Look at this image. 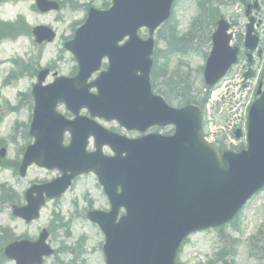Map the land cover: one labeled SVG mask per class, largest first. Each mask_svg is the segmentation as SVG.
<instances>
[{
  "label": "water",
  "instance_id": "1",
  "mask_svg": "<svg viewBox=\"0 0 264 264\" xmlns=\"http://www.w3.org/2000/svg\"><path fill=\"white\" fill-rule=\"evenodd\" d=\"M172 0H115V12L112 8L108 12L94 13L90 19L81 27L75 38L65 46L71 50L79 63V72L75 78H59L55 83L41 87L40 84L44 75L38 77V84L34 86V114L31 124V134L35 136V142L29 146L23 156L20 165L21 174L31 162L38 164H48L47 161L55 162L56 167L71 171L69 176H65L60 181L61 188L56 191L45 193L47 196H58L68 185L74 174L81 173L90 169L95 170L99 175L105 166L100 163L103 161H115L118 170L115 185H122L123 189L130 193L126 187L132 183H143L146 187H151L159 177H166L169 173H191L201 180V187L196 191L198 207L204 208V212L195 216L194 224L196 227L203 225L211 226L218 224L231 217L236 210L244 203V198L260 184L264 183V91L249 109L248 115V149L242 150L239 154L225 151L222 159H217L213 148L208 146L201 136V111L187 105L180 109L168 107L159 96L151 94L148 84V71L151 66L149 56L152 49V39L140 40L135 31L138 27L146 25L150 35L155 27L162 22L169 14ZM38 7L42 10L47 9L46 0H36ZM252 18L246 26L245 46L252 50L256 46V37L251 35ZM217 29L212 35L213 48L207 59L204 79L206 84L212 85L226 71L231 63L235 61L236 48L228 45L230 37L225 31L228 28L223 20L217 23ZM33 34L38 42L43 39L50 40L53 36L49 29L37 27ZM130 36L129 42L123 46H118L125 35ZM115 47V78L112 73L107 74L101 79L105 90L111 89L115 84V96H109L110 102L115 104V116L118 122L130 128L133 120L141 125V130L145 124L152 123H174L176 132L172 137H161L150 135L132 140L133 148L129 150L125 158H120V151L116 152L115 159H106L100 154V146L92 155L84 151L87 136L92 130L79 132L75 129L78 119L67 121L55 112L58 101H64L67 108L77 114L82 106L87 108L89 102H100L101 87L96 82L87 83L86 80L98 68L100 59L107 45ZM100 52V53H99ZM109 58H113L109 55ZM136 60L141 61V69L136 66ZM134 66H129L130 63ZM137 71L141 74L137 75ZM251 73L245 74V77ZM97 86L100 93L98 95L89 94L91 86ZM88 96V97H87ZM87 100V103H86ZM86 103V105H85ZM148 106H151L150 110ZM136 107H140L136 111ZM90 109V108H88ZM91 115H97L91 109ZM146 125V126H147ZM71 133V144L62 147L61 137L64 130ZM95 129L98 128L95 126ZM238 133V132H236ZM238 136V134H237ZM119 139H123L119 137ZM81 140V142H79ZM127 141V140H126ZM148 141V147H144L143 142ZM88 155V163L85 159ZM100 158V159H99ZM103 160V161H102ZM255 171L259 172V181L248 186L241 184L243 177L251 176ZM59 186V187H60ZM162 200L168 202V207L173 209L176 206V189L171 186L165 189ZM108 192L112 202L115 196V211L111 216L116 215L117 207L120 202V195L108 187ZM164 192V191H163ZM41 194V192H40ZM140 193H137L139 196ZM155 195L154 198H160ZM30 198V197H29ZM41 196L37 201L30 202L33 210L15 213L30 219L36 217V209L42 204ZM184 207L175 210L176 214H183ZM100 223L97 218H92ZM191 225L188 231L195 229ZM186 229L181 230L177 236L170 241H163V251L157 250L150 255L148 264H173L172 251L179 244ZM169 234H173V228L169 227ZM43 241V240H41ZM146 247H143L138 255V261L146 257ZM6 254L16 259L18 264H33L37 260V255H28L24 250V244L13 243L6 248ZM108 264H112L111 257L108 256Z\"/></svg>",
  "mask_w": 264,
  "mask_h": 264
},
{
  "label": "rangeland",
  "instance_id": "2",
  "mask_svg": "<svg viewBox=\"0 0 264 264\" xmlns=\"http://www.w3.org/2000/svg\"><path fill=\"white\" fill-rule=\"evenodd\" d=\"M60 1L64 3L58 11L50 10L44 13L33 7L34 0H11L0 5V147L4 146L6 150L4 158H0V182H5L1 187L6 189L0 194V226L11 227L14 234L12 235L9 229L0 231V264H13L2 254L3 248L15 240L16 234L24 232L29 239L35 238L38 231L44 227L50 233L48 239L51 247L57 250L55 257L47 259L45 264H104L102 254H99L96 246L98 242L103 241V235L98 227L85 217L90 208L109 209L107 198L94 174L80 176L58 201H48L41 210L40 217L29 225L12 218L10 214L12 204L23 202L22 190L28 187L30 179L50 180L58 175L56 170L49 171L34 165L28 169L24 178H20L16 172V164L21 159L22 150L32 142V138L28 136L32 98L20 94L30 93L37 71L44 67L50 71L45 82L51 81L53 74L70 75L76 63L72 55L63 48L64 37L69 40V36L85 19V4L101 7L107 0ZM244 9V4L239 0H228L226 5L221 6L223 16L230 23L236 24L234 32L242 31L247 21ZM172 14L173 20L169 27L176 23L178 31L171 32L168 25H165L154 34V40L157 42L154 57L157 72L155 84L157 93L166 101L173 106H180L185 103L183 97L198 101L203 99L198 91L203 87L202 71L210 48L208 39L205 38L193 43H182L180 39L197 15L195 0H175ZM19 15L24 21L17 24ZM37 25L51 28L56 34L55 39L37 44L31 34V28ZM14 32L20 33L11 35ZM146 34L145 29L139 30L141 37ZM166 41H169L173 52H168ZM14 59L19 61L14 64ZM10 74L12 77L4 84L5 77ZM256 86L255 81L248 84V95H253ZM248 98L253 101L254 95ZM210 102L211 98H208L205 105L207 114ZM10 105H16L17 109L11 111ZM58 110L62 114L67 112L61 105ZM84 113L85 110H82L81 114ZM99 122L127 137L138 136L136 132H127L118 127L115 122ZM12 123L17 124L15 131H12ZM153 131L161 134L171 132L170 128ZM64 137L67 143L68 134ZM241 142L242 140L237 144L240 145ZM103 153H109L107 147L103 149ZM66 222L71 223L67 226ZM82 234L90 236L88 244ZM79 235L81 237H78ZM250 239L254 241L251 245ZM90 245H94L95 250L91 249ZM177 255L179 264H222L220 261L223 259L232 264H264V188L248 202L233 226L227 225L221 230H208L190 235Z\"/></svg>",
  "mask_w": 264,
  "mask_h": 264
},
{
  "label": "trees",
  "instance_id": "3",
  "mask_svg": "<svg viewBox=\"0 0 264 264\" xmlns=\"http://www.w3.org/2000/svg\"><path fill=\"white\" fill-rule=\"evenodd\" d=\"M2 1H6V0H0V2H2ZM8 1H11V0H8ZM17 33H18V32H17ZM13 35H16V33H13ZM185 38H186V37H183V38H180V39H181L182 42H184V41H185ZM183 100H185V101L187 102V101L190 100V98H188V97H183Z\"/></svg>",
  "mask_w": 264,
  "mask_h": 264
},
{
  "label": "flooded vegetation",
  "instance_id": "4",
  "mask_svg": "<svg viewBox=\"0 0 264 264\" xmlns=\"http://www.w3.org/2000/svg\"><path fill=\"white\" fill-rule=\"evenodd\" d=\"M245 54V51L240 47L239 57L241 58Z\"/></svg>",
  "mask_w": 264,
  "mask_h": 264
}]
</instances>
